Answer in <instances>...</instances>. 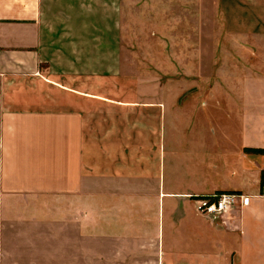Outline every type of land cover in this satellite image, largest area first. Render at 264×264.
I'll list each match as a JSON object with an SVG mask.
<instances>
[{
	"label": "crops",
	"instance_id": "0c3cea01",
	"mask_svg": "<svg viewBox=\"0 0 264 264\" xmlns=\"http://www.w3.org/2000/svg\"><path fill=\"white\" fill-rule=\"evenodd\" d=\"M215 7L129 71L121 0H0V264H264V0Z\"/></svg>",
	"mask_w": 264,
	"mask_h": 264
},
{
	"label": "rangeland",
	"instance_id": "374dc122",
	"mask_svg": "<svg viewBox=\"0 0 264 264\" xmlns=\"http://www.w3.org/2000/svg\"><path fill=\"white\" fill-rule=\"evenodd\" d=\"M121 1L123 7V59L125 69L129 71L164 70V66L167 64L174 68L176 62L173 51L175 49L174 47L165 46L160 38L168 39L176 36L174 35V29L179 27L181 23L184 26L186 25L187 29H195V24L201 28L205 27L207 32L208 27L211 29L210 25L214 21V32L213 34L211 32L210 36L222 37L223 14L213 15L212 11L208 14L205 12L206 9L210 11V9L216 8L217 0ZM202 10H204V13L201 12ZM207 23L209 24L208 27ZM190 29L185 33L189 34ZM186 36L190 37V35ZM166 53L167 59L164 58ZM168 54H170L169 57ZM217 60H221V56L217 57ZM220 96H222L220 92L215 94L216 119L221 118L223 115Z\"/></svg>",
	"mask_w": 264,
	"mask_h": 264
},
{
	"label": "built area",
	"instance_id": "2783aa9c",
	"mask_svg": "<svg viewBox=\"0 0 264 264\" xmlns=\"http://www.w3.org/2000/svg\"><path fill=\"white\" fill-rule=\"evenodd\" d=\"M250 200V195L237 191H219L195 197L198 210L208 216L227 215L236 209L247 206Z\"/></svg>",
	"mask_w": 264,
	"mask_h": 264
},
{
	"label": "trees",
	"instance_id": "16d2710c",
	"mask_svg": "<svg viewBox=\"0 0 264 264\" xmlns=\"http://www.w3.org/2000/svg\"><path fill=\"white\" fill-rule=\"evenodd\" d=\"M258 151H260V152H264V149H258Z\"/></svg>",
	"mask_w": 264,
	"mask_h": 264
}]
</instances>
